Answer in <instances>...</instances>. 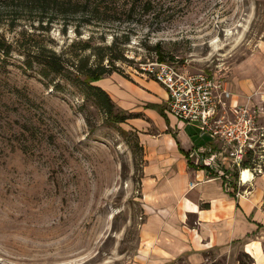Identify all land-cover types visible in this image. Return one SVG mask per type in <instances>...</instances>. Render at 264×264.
I'll return each instance as SVG.
<instances>
[{
  "label": "rangeland",
  "instance_id": "rangeland-1",
  "mask_svg": "<svg viewBox=\"0 0 264 264\" xmlns=\"http://www.w3.org/2000/svg\"><path fill=\"white\" fill-rule=\"evenodd\" d=\"M110 1L114 17L79 33L74 25L64 32L63 21L41 30L0 15V35L13 44L0 58V264H130L141 247V135L157 127L109 117L83 81L85 66L103 57L109 67L111 57L124 56L94 82L111 97L121 87L137 90L133 83L148 75L144 64L162 57L229 81L264 39V0ZM38 46L61 57L63 74L27 67L25 54ZM112 99L118 114L138 110ZM215 144L190 165L205 166L220 150ZM209 169L227 172L224 164ZM236 173L230 169L238 186Z\"/></svg>",
  "mask_w": 264,
  "mask_h": 264
},
{
  "label": "crops",
  "instance_id": "crops-1",
  "mask_svg": "<svg viewBox=\"0 0 264 264\" xmlns=\"http://www.w3.org/2000/svg\"><path fill=\"white\" fill-rule=\"evenodd\" d=\"M143 75L133 83L137 90L111 92L119 107H138L129 112L141 114L132 122L157 127L141 135L145 218L130 264H241V251L253 257L249 264H264V173L240 188L209 167H192L196 150L215 147L216 140L171 114L165 87ZM228 84L230 103L256 106L264 123V39L234 67Z\"/></svg>",
  "mask_w": 264,
  "mask_h": 264
},
{
  "label": "built area",
  "instance_id": "built-area-1",
  "mask_svg": "<svg viewBox=\"0 0 264 264\" xmlns=\"http://www.w3.org/2000/svg\"><path fill=\"white\" fill-rule=\"evenodd\" d=\"M143 69L167 90L171 114L221 143L220 150L204 160L206 167L224 164L227 172L217 174L230 181V169L235 170L240 188L264 173V123L260 122L259 109L232 105L227 80L206 71L183 70L164 60L148 62ZM204 150L197 149V158L192 161L198 163ZM245 172L247 179L243 178Z\"/></svg>",
  "mask_w": 264,
  "mask_h": 264
},
{
  "label": "trees",
  "instance_id": "trees-1",
  "mask_svg": "<svg viewBox=\"0 0 264 264\" xmlns=\"http://www.w3.org/2000/svg\"><path fill=\"white\" fill-rule=\"evenodd\" d=\"M136 2L130 8L134 10ZM118 11L116 7L111 4L110 0H0V15L7 16V19L13 26L17 21L24 19L31 23L33 28L48 30L54 23L63 21L64 32L68 30L70 25L75 26V31L80 32L81 26L92 25L96 23L105 22ZM129 11V13H130ZM131 15V14H129ZM4 16V17H5ZM38 23L36 25L35 23ZM13 51V44L0 35V58L8 56ZM27 67L33 68L37 63L40 67V73L49 77L51 74H63L65 68L64 61L60 56L49 48L38 46L34 54L28 52ZM124 58L123 55L111 57L110 66L103 64V57L99 59L96 66H85L84 83L92 90L93 96L99 104L106 110L109 117L114 118L117 122H126L128 119L140 117V113L118 114L115 112V102L111 95L103 87L96 85L94 82L101 79L103 75L110 74L114 68V59ZM160 60H166L165 57ZM74 67L84 69L80 64H73ZM241 264H249L244 262L239 257Z\"/></svg>",
  "mask_w": 264,
  "mask_h": 264
},
{
  "label": "bare ground",
  "instance_id": "bare-ground-1",
  "mask_svg": "<svg viewBox=\"0 0 264 264\" xmlns=\"http://www.w3.org/2000/svg\"><path fill=\"white\" fill-rule=\"evenodd\" d=\"M248 176H249V175H248V173H247V172H245V173H244V176H243V178H244V179H247V178H248Z\"/></svg>",
  "mask_w": 264,
  "mask_h": 264
}]
</instances>
